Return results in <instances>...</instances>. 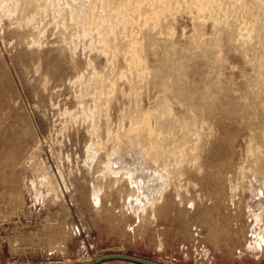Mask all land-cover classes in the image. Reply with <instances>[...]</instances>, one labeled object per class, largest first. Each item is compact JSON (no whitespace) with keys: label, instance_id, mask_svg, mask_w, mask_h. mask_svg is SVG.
<instances>
[{"label":"rangeland","instance_id":"obj_1","mask_svg":"<svg viewBox=\"0 0 264 264\" xmlns=\"http://www.w3.org/2000/svg\"><path fill=\"white\" fill-rule=\"evenodd\" d=\"M193 23L187 14L179 12L174 18H168L163 22L164 34L157 36L162 43H154L147 31H142L144 36L138 38L143 43V56L150 72L142 79L128 71L124 61L127 53L121 51L124 55L117 54L111 63L109 55L89 50L87 46L95 33L91 37L80 36L78 55L73 59L68 51L61 49L59 34L54 35L50 28L43 47L27 48L23 41L28 32L11 28L6 20L0 21V264H81L111 253L165 264H264V249L259 252L246 247L249 239L246 209L249 206L258 213V200L264 206V168L258 170L254 159L246 157L249 138L258 133L256 125L263 115L259 109L261 88L253 66L246 64L243 53L225 34L219 42L210 36H205L203 41L194 37L197 42H193L191 37L197 27ZM204 28L209 35L210 23H205ZM204 42L207 50L200 49ZM172 44L174 51L170 50ZM215 46L218 50L213 51ZM173 53V58L189 56L184 65L186 70L181 72L182 76H171L172 82L175 85L187 83L201 93L210 88L217 91L220 101L209 120L211 134L202 141L206 147L198 151L200 160L196 165L182 166L179 191L182 204L173 188L165 191L157 205L158 211L152 212L148 219H142L141 215L138 218L137 195L132 193L129 198L131 193L127 188L121 195L120 192H105L100 206L92 204L86 196L93 175L84 169L90 146L86 132L89 124L81 121L80 106L92 107L89 94L94 93L96 82L92 81V91L81 98V103L77 97L80 91L77 76L83 73L88 78L93 69L105 76V80L102 79L105 93L99 97L96 110L100 113V132L104 136V112L111 118L113 130L116 124V129L120 125L119 116L126 108L130 110L129 117L138 121L143 108L159 114V107L168 100L157 88L145 83L152 82L158 74L160 77L167 75L168 72L160 68L170 65L168 60ZM110 85H115L113 91L107 87ZM106 97L114 100L108 101ZM175 102L174 99L170 101L169 119L186 117L183 103ZM222 108L230 111H220ZM83 112L86 113V109ZM123 122L128 128V118ZM178 135L179 132L174 136ZM143 142L121 147L124 169L143 165L153 173L156 166L141 159V152L149 146L148 141ZM168 147L173 149L171 145ZM40 162L49 168L47 172L56 186L54 193L36 182L38 177L34 170ZM201 165L203 169L197 170ZM252 193L256 199L250 198ZM216 194L226 197L225 206L216 207ZM188 199L195 204L191 209L190 204H186ZM165 203L166 208L161 209ZM206 207L207 222L216 229L214 242L209 241L207 225L201 223L195 211ZM195 229L198 230L196 234Z\"/></svg>","mask_w":264,"mask_h":264},{"label":"bare ground","instance_id":"obj_2","mask_svg":"<svg viewBox=\"0 0 264 264\" xmlns=\"http://www.w3.org/2000/svg\"><path fill=\"white\" fill-rule=\"evenodd\" d=\"M178 12L187 14L188 17L197 24L195 28L196 32L191 37L193 42L196 41H194V37L196 39L198 37V39L200 38L202 39L201 41H203L205 36H210L211 39L217 42L219 38L223 37V34H225L228 39L237 46V50L239 49L240 53H243L246 64L249 63L253 66V72L256 74V81L260 85V87L259 85L258 87L261 88L259 89L261 90L259 91L261 95V106L259 109L262 110L263 115L256 125L258 133H253L249 138L246 157H248V159L253 158L254 165L258 170L262 171L264 168V0H76L72 2L71 0H0V21H8L10 27L12 26L14 29L22 28L26 30L28 32V37L24 39L23 44L26 45L27 48L32 46L36 48L43 47L45 39H47L46 34L49 32L48 28H50V31H52L54 35L59 34L61 49L68 51L74 59L78 55L77 48H79L78 43L80 42V36L91 37V35L95 33L96 36L90 40L89 46H87L88 48L90 47L89 50L92 51V49H94L97 53L106 56L109 55L108 60H110V62H113L117 54L121 53V55H124V52L125 54L127 53L128 57H126L124 61L128 64V71L135 72L136 75L142 79H145V75L147 73V75H149L150 72L147 70L146 61L143 56V43H140L141 41L138 37L144 36L142 31H144V33L147 31V35L153 38L154 43L157 41L161 42V38H157V36L164 34L162 32V28H165L163 22L168 18H174ZM148 21L152 22L149 24ZM207 22L211 25V32L209 35L204 28ZM172 30L173 29H170V32ZM139 34L140 36H138ZM169 34L171 35V33ZM119 39L121 40L120 44L124 42L121 48L119 47L120 44H118ZM201 41L199 40V42ZM190 44L191 43H189V46ZM205 45L203 44L200 49L207 50L208 47ZM219 45L220 43L218 47ZM174 49L173 44L170 45V50L174 51ZM212 50H218V48L216 47V49L213 48ZM121 51H123V53ZM189 52L187 53L190 54ZM206 52L203 51L202 53L206 54ZM188 54L178 58H173L174 53L171 54L168 60L171 61L170 65H163V67L160 68L161 70H166L168 72L167 75L160 77L158 74L152 82L145 83L151 84L154 88H157L159 94H162L163 97L168 100L167 104H163L159 107V114L153 113L149 108H143L141 110V118L138 121L129 117L128 114L130 110L126 108L128 110L126 111L125 109L119 116L120 125L116 129L118 125L116 124L115 130H113V126L111 127L110 123L111 118L109 119L107 112H104L103 118L105 119L104 126L106 130L104 136H102L100 132V113H97L96 110L98 102L100 101L99 97H102L105 93L103 92L105 88L103 81L105 80V76L95 69L92 70L88 78H85L83 73L77 76L76 79L80 86L79 95L77 94V97L81 103L83 97L88 96L92 91V81L96 82L94 93H90L91 95L89 94L93 103L92 107L85 108L84 105L80 106V113H82L80 114V119L84 124H89V126L86 127V132L90 138V146L87 148L88 154L87 160L84 162V169L89 175H93L92 181H89V194L86 196L92 204L100 206L101 197L105 192V194L110 191L120 192L121 195V192L127 188L131 193L129 198L132 197V193H136L137 195L136 200L140 204L138 218L141 215L142 219H148L149 215L155 212L166 190L173 188L176 198L181 201L179 191L182 185V166L184 164L193 166L194 164L196 165V161L198 162L200 160V153H198V151L201 152L202 149H205L206 146L202 144V141L208 134H211L212 130L209 121L211 113L219 107L220 102L217 91H211L210 88H207L205 92L201 93L193 90L187 83L175 85L172 82L171 76H179L182 74L181 72L183 70H186L187 66L184 65H186V61L188 60ZM88 66H91V64L88 63ZM35 71L38 70H34V72ZM150 71H152V69ZM157 71H159V68ZM250 75L252 77V73ZM131 76L133 75L131 74ZM183 76L185 77L184 74ZM218 76L219 75L216 77ZM165 77L169 79L166 80ZM125 79L129 82L132 80H129L127 76ZM170 79L171 82L169 81ZM187 80L188 79H186V81ZM115 85H113V87ZM99 87L102 88L95 93ZM107 87H109L110 91L111 89L113 91L111 85ZM252 92L253 91H251V93ZM106 98L108 100L109 97ZM172 99L176 102L180 101L183 103V111L187 114L186 117L182 115L169 119L172 111L170 105ZM109 100L112 101L114 99ZM85 109L86 113L83 112ZM242 109L241 110L244 111V108ZM253 109L252 107V110ZM220 111L229 112L230 110L222 108ZM127 118L129 121L128 128L125 127L123 122ZM206 129L208 132H206ZM178 132V137L174 136ZM133 133L135 136H131ZM166 134L172 135L166 136ZM143 141H148L147 144H149V146L147 150L143 149L144 151L141 152V159L143 162H152L156 166L153 173L147 170L148 168L146 169L143 165L128 170L124 169L123 162L125 160L121 154V147L136 144L134 142L141 143ZM170 145L173 149L168 147ZM30 160L31 159H29V161ZM47 169L41 162L36 164L34 170L37 173V176H35L38 177V181L36 182L45 186L48 191L52 193L53 191L55 192L56 186L52 178H50ZM202 169L203 166L201 165L197 170L201 171ZM35 172L34 174H36ZM150 175H152V177L149 179V183L146 179L149 178ZM40 187L41 186L38 188L40 189ZM198 198L200 199V197ZM216 198L218 199L216 207L222 204L225 206L226 197L223 198V195L220 196L216 194ZM250 198L256 199V195L252 193ZM257 202L258 213L253 212V209H249V206L248 208L246 207L247 211L245 210L247 212L246 219L249 222V224L247 223V234L249 239L247 240L246 247L250 250H260L259 252H261L264 249V206L261 200ZM166 203L161 209L164 207L166 208ZM186 204H190V209L195 205L190 199L187 200ZM207 209V207L206 209L197 208L195 211L201 223L207 225L209 241L214 242L216 229L213 224L207 222L208 218L205 217V215H207Z\"/></svg>","mask_w":264,"mask_h":264},{"label":"water","instance_id":"obj_3","mask_svg":"<svg viewBox=\"0 0 264 264\" xmlns=\"http://www.w3.org/2000/svg\"><path fill=\"white\" fill-rule=\"evenodd\" d=\"M114 261H120V262H125V263H130V264H165L149 259H144V258H139L135 257L132 255H126V254H120V253H111V254H106L103 256L96 257L92 260L86 261L81 264H106L109 262H114Z\"/></svg>","mask_w":264,"mask_h":264},{"label":"built area","instance_id":"obj_4","mask_svg":"<svg viewBox=\"0 0 264 264\" xmlns=\"http://www.w3.org/2000/svg\"><path fill=\"white\" fill-rule=\"evenodd\" d=\"M198 232V230L195 229V234Z\"/></svg>","mask_w":264,"mask_h":264}]
</instances>
